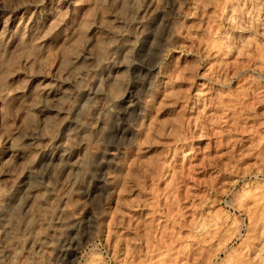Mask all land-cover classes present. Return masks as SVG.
Instances as JSON below:
<instances>
[{
  "label": "rangeland",
  "instance_id": "1",
  "mask_svg": "<svg viewBox=\"0 0 264 264\" xmlns=\"http://www.w3.org/2000/svg\"><path fill=\"white\" fill-rule=\"evenodd\" d=\"M72 1L0 0L1 149L88 43L105 64L70 114L89 119L82 162L52 173L31 153L32 206L2 201L0 264H264V0H137L120 42L140 45L123 53L96 28L113 0ZM152 4L162 15L139 39ZM56 118L44 133L60 141L74 125Z\"/></svg>",
  "mask_w": 264,
  "mask_h": 264
},
{
  "label": "bare ground",
  "instance_id": "2",
  "mask_svg": "<svg viewBox=\"0 0 264 264\" xmlns=\"http://www.w3.org/2000/svg\"><path fill=\"white\" fill-rule=\"evenodd\" d=\"M136 1L137 0H113V2H114L113 11H112L113 12L112 13L113 20L110 23H106V24L101 23V24H98L96 26V28L100 27V28H104V29H106V31H108L109 37L107 40L111 41L109 50H111V49L113 51L114 50L115 51L120 50L123 53L124 51H128V50L129 51L136 50L137 44L140 45V43H138V42L126 43V44L120 42L122 39H126L128 34H129L128 30L123 26L125 24L128 25L127 18L125 17V14L122 12L123 8H125V6L130 4V3H135ZM152 1L154 2V0H151V2ZM70 3H72L73 7L78 6L77 0H73ZM80 7H81V5H80ZM162 11H163L162 7L158 4H155V5L152 4V5L145 8V10H144L145 14L135 24V28H136L135 31H137L136 34H137L139 39H142V38L145 39L146 37L150 38V35L152 33L151 28H152L153 20H154V18H156V20H157V17H159V16L161 17ZM130 13H132V11ZM109 17L110 16H108V18ZM109 19H111V18H109ZM47 23H49V22H47ZM57 26L59 27V25H57ZM25 28L28 29V33H27L28 36L25 37V40L32 39L31 37H33L34 29H35V19H32L31 22L29 23V25H27ZM21 30H22L21 27L18 28V30H17V32H15V34L19 35ZM37 39H39V37ZM126 40H129V39H126ZM126 40H125V42H126ZM30 48H31V46H30ZM91 49H92V42L88 43L80 52H78L74 56L75 64H77V66L74 67L72 71H69V74L67 77L61 79V81H60L61 84L58 87L45 85L44 87L40 88V92H41L40 94L46 95V97L48 99L46 100L45 104H41L38 107V111H37V112H39L38 120H37L36 124H33L34 126L26 134V136L24 137V140L19 141L13 135H8L7 137H5V140L3 142L4 148L1 149V147H0V181L2 183L4 182L3 185L6 187V190H1V188H0V210H1L2 205H3L2 201L5 200L6 198H7V200L8 199L23 200L24 206L30 207V206H32L33 202L35 201L36 196H38V195H35L36 189L38 192V188H36L37 186H34L31 182L32 179H36V177H35L36 175H39V173L35 174V172H34V169H35L34 167H35L36 163L27 161L28 157H30L31 153L32 154L33 153L34 154L35 153L41 154V158L38 157L40 159H44L42 157H45L44 160H46V162L44 163L45 167H43V168H45V170H47L49 172L56 171L58 165H63L64 168H70V170H71V168L73 169L75 166H77L79 163L82 162V160H81L82 156L80 153L81 152L80 149H81V146L85 143V138L79 139L78 136L83 131L84 127L87 126L86 124H90V123H89V121H88L89 119H88L87 122L84 121L80 124L79 123L74 124V122L70 119V117H71L70 114L78 104L82 103L83 101L88 100V95H90V93L92 92L91 91V89H92L91 84L94 83L93 82L94 78H95L94 75H95V73L98 72L100 65L101 66L105 65L104 63L100 64V65H97L95 63V57H94V54L91 52ZM113 57H114V55L112 52L111 56L108 58L109 62L113 59ZM261 57H262V55H261ZM119 66H121V65H119ZM113 68L110 69V71H108V73H107L108 77H111L112 74H114ZM13 93H17V94L21 93V90L19 92L18 89H16L15 92H13ZM31 106H33V105H31ZM93 106H95V108H97L98 104L93 105ZM33 110H35V109H33ZM54 117L59 118V120L61 118L63 120L62 121L63 124H66V125L71 124V126L74 125V127H72L71 130H69L67 133H65L63 135V137L61 138L62 140L60 139V141L58 138L54 137L55 135L54 136L51 135L52 137H54V138H52V137H47L46 134L44 133V131L47 128H49L48 126H49V124H51V121H54ZM57 118H56V121H59V120H57ZM102 126H104V125H102ZM63 128H65V127H63ZM56 130H58V129H56ZM82 155H84V154H82ZM35 159H34V161H35ZM41 161H43V160H41ZM59 170H60V168H59ZM43 171H44V169H43ZM80 174H81V172H80ZM49 183H53V182H49ZM45 185H47V184H45ZM51 187L50 188L47 187L48 190L49 189L51 190ZM3 189H4V187H3ZM16 192H18L17 193V194H19L18 196H17ZM21 208H22V206H21ZM0 214H1V211H0Z\"/></svg>",
  "mask_w": 264,
  "mask_h": 264
}]
</instances>
